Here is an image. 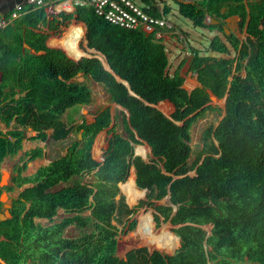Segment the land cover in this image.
Listing matches in <instances>:
<instances>
[{"label":"trees","instance_id":"obj_1","mask_svg":"<svg viewBox=\"0 0 264 264\" xmlns=\"http://www.w3.org/2000/svg\"><path fill=\"white\" fill-rule=\"evenodd\" d=\"M140 1L150 16L170 14V7L160 10L155 0ZM173 1L178 14L194 27L222 34L225 41L213 37L208 51L225 55L230 47L237 52L236 70L242 68L243 77L232 75L235 60L200 56L191 49L188 72L195 74L198 86L188 92L180 66L172 75L167 73L161 40L112 25L90 7L76 6L72 13L50 21H45L43 10H29L0 32V123L16 125L6 134L0 131V165L21 150L26 128L41 141H46L48 131L55 141L68 132L75 135L62 156L31 177L22 172L42 150L27 152L26 161L13 169V187H0L1 196L3 189L11 192L30 185L11 201L9 217L0 221V264H126L117 256V237L132 232L136 220L119 232L114 221L123 204L130 216L141 208L151 209L155 227L168 222L179 238L173 254L154 250L145 254V264H264V0ZM231 17L239 18L238 27L246 34L242 45L223 30V21ZM212 19L220 23L211 25ZM39 24L50 32L42 42L47 50L36 31ZM24 37L43 55L29 61L23 57ZM84 39L88 51L100 56L112 73L96 58L79 59L83 54L78 44ZM79 74L97 83L110 104L127 113V140L104 160L103 136L97 133L111 125L108 109L99 112L95 125L69 127L61 121L85 104V90L91 93L87 85L74 81ZM211 96L225 98L223 118L205 134L216 141L219 153L197 159L192 165L195 174L189 176L190 127L197 114L210 107ZM155 101L164 109L173 108L170 117L153 106ZM140 145L156 160L135 156L133 147ZM132 168L136 188L149 194L129 208L119 184ZM82 173L83 179L92 178L83 180L85 185L77 181ZM167 196V205L157 204ZM59 210L66 216L54 223ZM36 219L50 225L37 224ZM206 225H211L209 235L202 229ZM69 227L81 234L65 237Z\"/></svg>","mask_w":264,"mask_h":264},{"label":"rangeland","instance_id":"obj_2","mask_svg":"<svg viewBox=\"0 0 264 264\" xmlns=\"http://www.w3.org/2000/svg\"><path fill=\"white\" fill-rule=\"evenodd\" d=\"M179 1H184V0H179ZM185 1H189V0H185ZM202 1L203 0H193L192 2L201 3ZM165 5L170 7L171 10L170 14L166 18L173 26V28L162 32L163 36L166 38L162 37L159 39L164 43V47L168 56L167 73L169 75H172L174 71L178 68V66H180L179 74L184 79L183 87L186 88L187 90H190L194 85V76L192 73L188 72V63L191 58V49L198 50L200 55L203 56L209 53L207 46L210 40L212 39V37L217 35L223 39V36L220 32H216V31L202 32V30L193 27L190 21L184 19L178 14L177 6L173 0H158V7L160 10ZM238 22L239 21H229L227 25H224V27L226 28V30L229 31V34L230 33L233 34L239 40L240 45H242L246 43V34L243 30L239 29ZM63 27L64 26H61L58 32ZM43 33L47 35L50 32L45 30ZM45 35L42 37V42ZM64 36L65 33H62L61 36L58 38V42L61 45L64 40ZM228 48L229 51L223 57L227 59L235 60V63L233 64L232 75L243 77L244 72L242 68H239L238 71L236 70L238 53L234 52L230 47ZM44 49L46 48L44 47ZM78 49L83 54V56L80 57L79 59L97 58L100 60V56H97V54L88 51V48L86 47L85 39L79 42ZM55 55L58 56L59 53H55ZM100 63L102 65L103 70L109 72V67H107L102 62V60H100ZM244 63L245 62H243V64ZM74 81L87 85V87L91 90L92 94L89 93L87 90H85V88L77 85L78 87H81L87 92L86 102L82 107H80L76 111H71L68 115L64 116L62 119L63 123L66 124L70 122L73 124L72 126H75L76 124H80L81 122H84L86 126L95 125L96 124L95 120H97L96 118L99 112L103 109H108L111 115V125L109 126V128L99 131L97 135L101 134L103 136V145L105 146V153H106L103 156V159L110 154L118 153L122 146L121 141L127 140L126 134L123 129V119L125 115L127 116V113L119 106L110 104L108 100V96L105 93V91L97 83L93 82L89 77L86 76L76 77ZM224 105H225V98L217 99V100L212 99L209 104L210 107L199 112L195 117L190 127L191 155L187 162V166L189 168L191 167L190 168L191 170L188 172L187 175L194 176L195 172L194 169L192 168V165L197 159L199 158L202 159L205 156H218L219 151L216 141L212 138V136L206 137L205 134L207 130L214 129L218 125L220 120L223 118ZM153 106L156 107L158 110H160L167 117H170V115L173 112V108L164 109V107L161 106V104H159L157 101L153 103ZM74 138L75 135L72 132L71 133L68 132L67 136L63 139L64 141L62 140L61 142H57V143L53 142L52 146L50 147L51 149V152L49 153L50 158H54L61 155V153L64 152L67 145ZM135 147L136 146L133 147L134 150ZM144 148L146 149V155L142 158L145 161H155L156 159L149 153L148 149L145 146ZM89 153L92 156V153L90 151ZM25 159L26 158L24 152H20L19 156L16 157L14 161L17 162V166H20V164H22L25 161ZM91 179H92L91 176H85L84 179L83 176H81L80 178H77V181L83 184L84 183L83 180L91 181ZM4 183L5 182L3 181L2 185H4ZM121 194L123 196V202L129 208H132L138 203L139 200H144L146 195L149 194V192L144 190L143 196L137 199L133 204H128L124 194L123 193ZM7 195H8L7 199L3 197L1 202L3 205L0 208L1 212H5L6 217L8 216L6 211L9 207V202L13 197H15L13 193H7ZM157 204L167 205L168 200L163 199ZM123 205L120 206L114 221V225L118 228L119 232L124 231L126 229V227H124L125 223L127 224V222L133 219L136 220V227H137L139 217L142 215V213H149L151 216L153 214V211L151 209L144 207L138 210L137 213L134 214L133 216H130L127 215V213L123 209ZM65 216L66 214L60 211L54 218V222L59 221L61 218ZM40 223L42 225L48 224V222L46 221H40ZM135 229L132 232H127L126 234L121 232L117 237V256L120 260L126 262V264H145L146 261L145 254L151 253L154 250H157L162 253H167L155 245L148 247L147 245H145L144 241L142 242V241L132 240L131 235L133 234ZM171 229H173V227L168 222L161 223L158 228H156L154 225L153 234L158 233L159 231L162 230L167 232L170 231V233H172ZM202 229L207 233V235H209L211 231V225L203 226ZM80 234H81V230H78L74 227H69L68 229H66L64 236L67 238H74V237H78ZM142 250H144V252H142ZM133 253L135 254L132 255ZM236 264H254V263L244 261Z\"/></svg>","mask_w":264,"mask_h":264},{"label":"built area","instance_id":"obj_3","mask_svg":"<svg viewBox=\"0 0 264 264\" xmlns=\"http://www.w3.org/2000/svg\"><path fill=\"white\" fill-rule=\"evenodd\" d=\"M192 1L184 0L182 2ZM155 2L158 6V0ZM76 6L90 7L96 16L112 25L127 30H137L144 35L153 34L157 40L162 38L161 31L172 28L165 18L153 17L146 13L140 0H23V2L15 4L6 15L0 14V32L29 10H43L45 21H50L58 19L61 13H72ZM45 30L42 24L36 28V31L41 34Z\"/></svg>","mask_w":264,"mask_h":264},{"label":"crops","instance_id":"obj_4","mask_svg":"<svg viewBox=\"0 0 264 264\" xmlns=\"http://www.w3.org/2000/svg\"><path fill=\"white\" fill-rule=\"evenodd\" d=\"M167 21H168V19L167 18H165ZM229 21H240L239 20V18L238 17H231V18H228V19H226V20H224L223 21V28H225L224 27V25H227L228 24V22ZM169 22V21H168ZM170 23V22H169ZM191 23V22H190ZM239 23V22H238ZM171 24V23H170ZM171 26H172V24H171ZM194 27V26H193ZM172 28H173V26H172ZM195 28H197V27H195ZM198 29H200V30H202V32L203 31H207V32H214V31H216V32H218L217 30H213V31H210V30H207V29H202V28H198ZM226 29V28H225ZM165 30H163V31H161V36L162 37H164L163 36V33L162 32H164ZM229 32V31H228ZM45 34L43 33L42 34V37L44 36ZM217 36V35H216ZM213 37H215V36H213ZM212 37V38H213ZM219 38H220V36H218ZM164 38H166V37H164ZM222 41H225L224 40V38L222 39V38H220ZM162 44L164 45V43L162 42ZM36 43H34L30 38H27V37H24L23 38V50H22V55H23V57H25V58H27V60L29 61V60H33V59H37L39 56H41V55H43V51H40V50H34V48L36 47ZM41 45H43L42 44V40H41ZM209 45V44H208ZM207 48H208V46H207ZM198 51V50H197ZM165 52H166V50H165ZM209 52V51H208ZM207 54H209V55H207ZM207 54H205V55H203V56H212V57H222V58H225V57H223V56H225V55H219V54H216V53H211V52H209V53H207ZM166 55H167V53H166ZM199 55H200V53H199ZM200 56H202V55H200ZM104 58V57H103ZM167 58H168V56H167ZM227 59V58H226ZM105 60V59H104ZM81 76H84L83 74H79V75H77L76 77H81ZM193 76H194V85H193V87L190 89V90H187L186 88V90L188 91V92H190V91H192L194 88H196L197 86H198V83H197V81H196V76H195V74H193ZM108 96V95H107ZM212 99H214V100H217L215 97H213V96H211V100ZM70 112H67L64 116H66V115H68ZM64 116H62L61 117V121L63 122V117ZM96 122H97V120H95ZM95 122V123H96ZM70 123V122H69ZM82 123V122H81ZM66 124H68V123H66ZM73 124L72 123H70V125H69V127L70 126H72ZM86 125V124H85ZM16 128V125H15V123L14 122H12L11 124H10V126L9 127H6L5 125H3L2 123H0V131L3 133V134H6L7 132H9V131H11V130H13V129H15ZM18 130H21V129H18ZM24 133H25V139L22 141V148H21V150L20 151H18V153L17 154H15V155H8V156H6L5 157V159H4V161L1 163V165H0V174H1V181H2V183H3V181L5 182L4 183V185H2L1 187L2 188H5V187H13V185H12V183L10 182V180H11V177L13 176V169L15 168V167H17V162L16 161H14L15 159H16V157H18L19 156V153L20 152H24V155L27 153V151L29 152V151H31V150H34V149H41L42 150V155H41V157H39V158H37V159H35V160H33V161H31V162H28L27 163V166H26V169L22 172V176L23 177H31V176H33L34 174H35V172L40 168V167H43V166H46V165H48L51 161H53L55 158H57V157H59V156H62L63 154H64V152H65V150H66V148H65V150H64V152L63 153H61V155H59V156H57V157H54V158H50V156H49V153L51 152V149H50V147L52 146V143L53 142H55V143H57V142H61L62 140H53L52 138H51V135H52V131H48L47 132V139H46V141H41V140H38V139H35V137H36V133L33 131V130H31L30 128H26V129H24ZM9 140L10 141H13V139L11 138V137H9ZM64 141V140H63ZM31 144V145H30ZM145 145V144H144ZM140 146H142V145H140ZM147 148V147H146ZM133 152H134V155L136 154V152H135V150L133 149ZM152 155V154H151ZM91 156V155H90ZM135 156H140V155H135ZM141 158H142V156H140ZM143 159V158H142ZM104 160V159H103ZM103 160H102V162H103ZM25 161H26V159H25ZM102 164V163H101ZM22 164H20V166H21ZM30 165H31V167H30ZM101 166V165H100ZM100 166H99V170H100ZM89 170V169H88ZM134 169L132 168L131 170H130V172H133V176H134V178H135V175H134V171H133ZM85 172V171H84ZM83 172V173H84ZM83 173H82V175L81 176H83ZM195 174V173H194ZM129 175H130V173H129ZM80 176V177H81ZM95 176L97 177V181H98V178H100L101 177V174H100V172L98 173H96L95 174ZM80 177H78V178H80ZM97 181H96V183H97ZM95 183V184H96ZM82 184V183H81ZM84 184V183H83ZM94 184V185H95ZM85 185V184H84ZM93 185V186H94ZM30 185H25V186H23L22 188H13V190L11 191V192H7L6 190H4L3 189V191H2V193H1V196H2V199H3V197H5L6 199H7V197H8V195H7V193H13L14 195H15V197H13L11 200H10V202H9V207H8V209H7V214H8V210H9V208H10V205H11V201L12 200H14V199H16L18 196H19V194L21 193V191L24 189V188H26V187H29ZM93 186H90V187H93ZM119 189H120V187H119ZM121 192V191H120ZM122 193V192H121ZM0 196V197H1ZM2 201H0V203H1ZM3 204L1 203V206H2ZM63 212L62 210H59L58 211V213L59 212ZM57 213V214H58ZM64 213V212H63ZM3 217V218H2ZM9 217V215L6 217L5 216V212H1V210H0V221H3V220H5V219H7ZM56 217V216H55ZM54 217V218H55ZM54 218H53V221H54ZM62 219V218H61ZM60 219V220H61ZM59 220V221H60ZM153 220V219H152ZM40 221H46V222H48V224L47 225H42L41 223H40ZM59 221H56V222H59ZM35 222L37 223V224H40V225H42V226H48V225H50V223H49V221H47V220H44V219H36L35 220ZM56 222H54V223H56ZM178 238V237H177ZM179 247V238H178V245H177V247H176V249ZM175 249V250H176ZM174 250V251H175ZM174 251L172 252V253H170V254H173L174 253ZM168 254V253H167Z\"/></svg>","mask_w":264,"mask_h":264},{"label":"bare ground","instance_id":"obj_5","mask_svg":"<svg viewBox=\"0 0 264 264\" xmlns=\"http://www.w3.org/2000/svg\"><path fill=\"white\" fill-rule=\"evenodd\" d=\"M135 152L136 155L142 157L146 155V149L142 146H136ZM134 181L135 178L133 172H130L127 180L124 183L119 184L120 191L126 197L128 204H133L137 199L141 198L144 193V190H138L136 188ZM153 227L154 225L151 215L142 213L139 217L137 227L131 235V239L134 241H144L145 245L148 247L155 245L164 252L172 253L178 245V238L174 234L164 230L153 234Z\"/></svg>","mask_w":264,"mask_h":264},{"label":"water","instance_id":"obj_6","mask_svg":"<svg viewBox=\"0 0 264 264\" xmlns=\"http://www.w3.org/2000/svg\"><path fill=\"white\" fill-rule=\"evenodd\" d=\"M21 2H23V0H0V14H1V15H6L7 12H8L9 10H11L15 4H19V3H21ZM209 23H210L211 25H218L220 22L217 21V20L212 19V20L209 21ZM223 30H224V32H225L226 35L229 34L228 30H226L225 28H223ZM96 59H97V58H96ZM98 60H99V59H98ZM99 61H100V60H99ZM109 73H112L110 67H109ZM117 80H118L119 82H121L122 84H124L126 87H128V85H127L126 82H122V81H120L119 79H117ZM135 155H136V154H135ZM1 186H2V181L0 182V187H1ZM168 198H169V197L167 196L165 199L168 200ZM0 201H2V196L0 197ZM2 218H3V217H2Z\"/></svg>","mask_w":264,"mask_h":264}]
</instances>
